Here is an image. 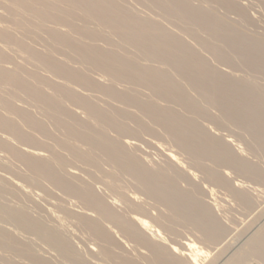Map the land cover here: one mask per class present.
I'll return each instance as SVG.
<instances>
[{
    "label": "bare ground",
    "instance_id": "obj_1",
    "mask_svg": "<svg viewBox=\"0 0 264 264\" xmlns=\"http://www.w3.org/2000/svg\"><path fill=\"white\" fill-rule=\"evenodd\" d=\"M129 1L0 0V168L18 180L0 178V264H264L251 7L133 0L142 14ZM145 136L176 151L154 165L132 141ZM67 222L93 247L78 251Z\"/></svg>",
    "mask_w": 264,
    "mask_h": 264
},
{
    "label": "rangeland",
    "instance_id": "obj_2",
    "mask_svg": "<svg viewBox=\"0 0 264 264\" xmlns=\"http://www.w3.org/2000/svg\"><path fill=\"white\" fill-rule=\"evenodd\" d=\"M132 1H133V0H130V1H129L130 6H132L131 3H134V2H135V1H134V2H132ZM238 1H239V0H238ZM243 1H244V2H243ZM260 1H262V0H258V1H257V0H241V1H239V2H240V3H244V5H246V6L249 5V6L247 7V9H250V7H251L250 11L248 10L249 13H251V14H249V15H250L251 18L254 20L255 24H258V25H256L257 28H258V29L261 28V29H259V32H260V33L263 32L262 34L264 35V11H263L264 8H263V7L261 8V5L264 3V0L262 1V3H261ZM127 3H128V2H127ZM135 3H136V2H135ZM138 3H139V2L136 3L137 6H138ZM260 3H261V4H260ZM136 4H135V5H136ZM139 4H140L139 6H141V7H139V6H138V7L135 6V7H136V10L141 11L143 5H141L142 3H139ZM133 5H134V4H133ZM140 8H141V10H140ZM144 8H145V6L143 7V10H142V11H143L144 14H145V10H144ZM147 10H148V9H146V11H147ZM142 11H141V12H142ZM141 12H140V13H141ZM143 12H142V14H143ZM148 12H149V11H148ZM149 13H150V12H149ZM149 13L146 12V14H149ZM256 21H257V22H256ZM259 24H260V26H259ZM261 31H262V32H261ZM39 45H40V44L36 45V47L38 48ZM40 46H41V45H40ZM40 48H41V47H40ZM224 69H226V68H224ZM226 70L230 71L229 69H226ZM26 105H27V104H25V107H26V108H29V107H30V108H33V107L29 106V105H27V106H26ZM28 106H29V107H28ZM30 108H29V110H30ZM34 110H35V109L33 108L31 111L34 112ZM34 113H36V111H35ZM226 132H227V131H226ZM228 132H229V131H228ZM228 132H227V134H229L228 137H227V135L225 134V131L223 132V133H224L223 135H224L225 137H227V139H228V138H231V139H232L231 136L234 135L233 138H234L235 140H234V139H233V140L235 141V144L238 143V145H239L240 148H242V149L244 148L243 150H246V149H247V148H245L247 143H246V142H245V143L243 142L245 139H243V138H242V139H238V137H236V136H237V133L234 132V131H231L232 134H230V132H229V133H228ZM233 132H234V133H233ZM230 135H231V136H230ZM148 138H149V139H148ZM150 138H153V139H150ZM154 138H155V140H157V142H154ZM156 138H157V137H152V136H150V137L147 136V137H146V136H145V137H143V138L140 139V140H141V141H139L140 143L137 141L138 139H133V140H132L133 143H134V141H135V143H136V142L139 143V144L136 143V145H137V147H136V151H137L138 155L140 154V157L145 158L147 161H149L150 163H153L154 165H155V164H156V165H157V164H160L159 161H160L161 163H163V160H165V159H164V158H165V153H166V152H169V151H165V149H166L165 147H167L166 150H168V147H169V150H170V151H173V150L176 151V148H175V149H172L173 146H172L171 144L169 145V142L165 141L162 137H159L158 139H156ZM160 138H161V139H160ZM231 139H229V140H231ZM143 140H144V142H143ZM245 141H246V140H245ZM247 141H248V139H247ZM147 142H148V143H147ZM239 142H240V143L243 142V145H244V146L242 147V146H241L242 143L240 144ZM13 143H14V144H17V146L20 145V144L17 143L16 141H13ZM157 143H158V144H157ZM160 144H162V146H164V147H162ZM166 144H167V146H166ZM140 145H141L142 147H144V148H142ZM156 145H158V146H156ZM159 145H160V146H159ZM20 146L22 147V145H20ZM20 146H18V147H20ZM22 148H23V147H22ZM24 148H25V147H24ZM24 148H23V149H24ZM27 148H28V147H26V149H27ZM161 148H164V149L161 150ZM171 149H172V150H171ZM146 151H147V152H146ZM157 152H158V155H157ZM164 152H165V153H164ZM146 154H147V155L149 154L148 156H149L150 158H148V157L146 156ZM154 154L156 155V158H157V159L155 158V155H154ZM141 155H142V156H141ZM153 155H154V156H153ZM160 155H161V156L163 155L164 157H161ZM151 156H152V157H151ZM160 158H163V159H160ZM159 159H160V160H159ZM158 160H159V161H158ZM22 171H23V170H22ZM5 172H6V171H4L3 169L0 168V178L3 177V176H6V177H8V178H12V174H9V175H8V174L5 173ZM82 175L84 176V174H82ZM84 177H85V176H84ZM11 180L18 181V180L16 179V177H15V179H14V176H13V178H12ZM97 187H99V184H97ZM100 187L102 188L101 185H100ZM29 190L32 191L31 188H29ZM131 190H132V189H131ZM35 192L37 193V192H40V191H37V190L33 189L32 194L34 193V195H35ZM132 192H134V190H132ZM37 194H38V193H37ZM37 194H36L35 196H34V195L32 196V199H31V200H32V201H31L32 203H30V205L33 204V205H37L38 207H40L41 204H44V205H43L44 207L42 206L43 209H45V207H46L47 209H53V207L50 206V203L48 202V199H46L47 197L44 195V193L40 192L38 195H37ZM208 194H210V193H208ZM208 194H207V195H208ZM211 194H212V193H211ZM211 194H210V195H211ZM39 195H40V196H39ZM210 195H208L209 197H208V196H205V200H206V201H210V202H211V200L213 201L214 198H215L217 201H219V197H221V198H220V202L223 203V204H227V205L229 206V203L226 202V201L224 200V198H222V197H224V196H221L222 194H220V193L217 194V193H216V194H214V195H211V197H210ZM218 195H220V196L218 197ZM139 196L142 197V195H140V194H139ZM38 197H39V198H38ZM143 197H144V196H143ZM207 197H208V198H207ZM213 197H214V198H213ZM262 197L264 198V195H262V196L260 197V198H261L260 201H261V200H264V199H262ZM42 198H43V199H42ZM41 199H42V200H41ZM143 199L146 200V198H143ZM145 200H144V201H145ZM223 200H224V202H226V203H224ZM53 201H54V200H53ZM147 201H149V200H147ZM147 201H146V202H147ZM260 201H259V205H260L261 208H259V211H261L262 209H264V201H263V202L261 201L263 204H262ZM73 202H75V201H73ZM150 202H151V201H149L148 203H150ZM151 204H152V202H151ZM151 204H150V205H151ZM45 205H46V206H45ZM47 206H50V207L48 208ZM151 206H152V205H151ZM152 207H153V206H152ZM152 207H151V208H152ZM262 207H263V208H262ZM152 209H153L152 211L157 210V208H155V207H153ZM157 211H158V210H157ZM231 211L234 213V209H232ZM231 211H230V212H231ZM237 212H238V211L235 210V213H236V214H233V216H234V217L237 216V217H239V218H237V217L234 218L233 216H231V215H232L231 213L229 214V216L232 217L234 223L236 222V224H237V222H238L239 225H240V224L245 225V224H248V223L251 222V220H252L251 217H250V219L248 218L249 220H248V219H247V220L244 219L245 217H243V216L241 217L242 219H240V216H241V215H239ZM262 212H264V211L262 210ZM152 213H153L154 215L157 214V212H155V211L152 212ZM235 215H236V216H235ZM249 221H250V222H249ZM243 222H244V224H243ZM247 222H248V223H247ZM67 223H68V222H67ZM71 223H72V222H71ZM71 223H70V224H71ZM258 223H259V222H257V225H258ZM70 224L68 223V225L71 226L70 228L75 227V228H77V229H74V228H73V229H70L69 226H67L68 230H69V229L72 230V231L76 230V234H78L77 231H79V234H78L77 236L80 235V238H79V237H74V236H72L73 234H75V232H72V231L69 230V232H70V234H71V237H72L71 240H72L73 244L75 245V247L77 248V250L79 251V249H80V252H83V251H81V250H83V249L85 250V248H87L86 250H88L91 246L93 247V243H94L93 240H92V239H89L88 235H87V236L84 235L85 233H84L83 231H81L82 234H80V233H81V232H80V229L78 230V227H77L75 224H71V225H70ZM72 225H73V226H72ZM74 225H75V226H74ZM245 226H246V225H245ZM245 226H243V227L240 226L241 228H239V229L244 230V229H245ZM238 227H239V226H238ZM72 233H73V234H72ZM83 233H84V234H83ZM76 234H75V235H76ZM82 235H84V237H83ZM82 238H83V239L85 238V239L83 240ZM247 238H248V235H247V234H246V236L244 235L243 237L239 238L237 241H239V240H241V239H243V240H241V242H239V243H237V241H236V244H238V245H235L234 248H238V249L242 248V247H241V244H242V246H243V243L245 242L244 239L247 240ZM78 242H79V243H78ZM84 243H85V244L88 243V245H85ZM245 243H246V242H245ZM245 243H244V245H245ZM90 245H91V246H90ZM78 246H79V247H78ZM89 246H90V247H89ZM239 246H240V248H239ZM81 247H82L83 249H82ZM84 247H85V248H84ZM86 250H85L84 252H86ZM52 258H53V257H52Z\"/></svg>",
    "mask_w": 264,
    "mask_h": 264
}]
</instances>
